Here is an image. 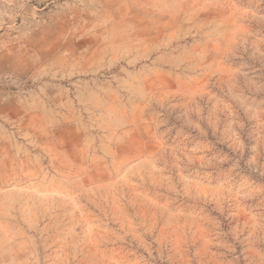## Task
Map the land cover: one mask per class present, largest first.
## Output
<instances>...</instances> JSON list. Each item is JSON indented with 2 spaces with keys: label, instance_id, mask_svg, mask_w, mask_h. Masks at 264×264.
<instances>
[{
  "label": "rangeland",
  "instance_id": "1",
  "mask_svg": "<svg viewBox=\"0 0 264 264\" xmlns=\"http://www.w3.org/2000/svg\"><path fill=\"white\" fill-rule=\"evenodd\" d=\"M0 264H264V0H0Z\"/></svg>",
  "mask_w": 264,
  "mask_h": 264
}]
</instances>
